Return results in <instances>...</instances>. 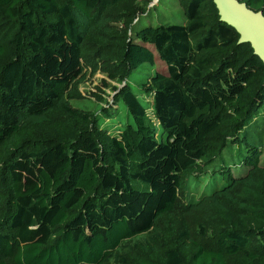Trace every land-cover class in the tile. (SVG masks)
<instances>
[{"label":"trees","instance_id":"1","mask_svg":"<svg viewBox=\"0 0 264 264\" xmlns=\"http://www.w3.org/2000/svg\"><path fill=\"white\" fill-rule=\"evenodd\" d=\"M180 2L185 22L143 24L142 0H0V264L125 261L118 249L210 166L222 188L194 204L226 197L213 244L189 235L134 264H264V61L214 0ZM158 60L146 90L161 133L128 80ZM98 71L122 82L118 131L72 104Z\"/></svg>","mask_w":264,"mask_h":264},{"label":"rangeland","instance_id":"2","mask_svg":"<svg viewBox=\"0 0 264 264\" xmlns=\"http://www.w3.org/2000/svg\"><path fill=\"white\" fill-rule=\"evenodd\" d=\"M142 2L146 12L140 16V23H183L187 20L180 0H142ZM157 65L161 67L163 64L159 60L157 64L143 63L129 76L128 80L132 81L139 98L148 109V121L154 123L158 133H161L162 127L153 113V95L146 90L150 74L155 71ZM104 76L105 74L100 71L88 74L79 84L82 97L73 99L72 104L98 114L101 124L108 125L107 127L112 131H118L132 118L123 102H115V87L122 85V82L109 79L107 76L106 80H103ZM107 107L113 108L111 110L113 115L110 118L102 113ZM227 160H230V154ZM262 160L264 161V156ZM228 164L235 163L230 161ZM213 168L205 167L202 175L200 174L201 178L189 175L177 207L170 213L162 215L150 230L133 236L126 241L127 245L118 249L125 261L112 258L105 264H134V260L145 251L153 248L162 249L167 243L183 240L189 235L207 244H213L215 238L212 235L227 222L224 216L228 205L225 201L226 197L221 195L216 198V201L194 204L204 194H211L215 189L222 188L220 178L215 177L211 172ZM234 170L236 173L244 172L241 168L235 167ZM240 194L247 195L242 191Z\"/></svg>","mask_w":264,"mask_h":264},{"label":"water","instance_id":"3","mask_svg":"<svg viewBox=\"0 0 264 264\" xmlns=\"http://www.w3.org/2000/svg\"><path fill=\"white\" fill-rule=\"evenodd\" d=\"M220 19L237 29L239 42H250L254 53L264 61V12L241 0H214Z\"/></svg>","mask_w":264,"mask_h":264}]
</instances>
